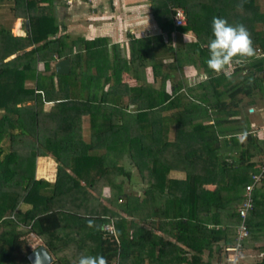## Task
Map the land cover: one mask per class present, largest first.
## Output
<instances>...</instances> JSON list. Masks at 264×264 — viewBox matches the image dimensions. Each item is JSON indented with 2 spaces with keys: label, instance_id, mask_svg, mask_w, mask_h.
<instances>
[{
  "label": "trees",
  "instance_id": "1",
  "mask_svg": "<svg viewBox=\"0 0 264 264\" xmlns=\"http://www.w3.org/2000/svg\"><path fill=\"white\" fill-rule=\"evenodd\" d=\"M4 2L9 6L0 9V264H29L30 234L50 254V264H78L89 255H102L108 264H220L233 245L244 188L258 175L245 225L247 238L259 231L264 236V147L248 134L244 143L235 137L220 141L216 130L219 118L248 109L253 96L264 93V60L236 67L235 84L207 70L208 79L195 86L199 94L187 89L189 97L180 79L183 57L209 58L213 17L246 26L255 52L264 55V0H245L242 10L240 0H152V16L168 42L175 32H190L194 41L167 47L160 36L151 44L135 40L127 57L104 52L101 39L81 40L91 52L71 54L75 43L58 35L54 17L40 6L50 0ZM176 9L184 13L183 26L173 25ZM15 18L28 25L22 38L10 33ZM54 57L68 58L66 74H55ZM150 57L155 59L149 64ZM123 73L138 85L122 82ZM222 95L226 102L208 101ZM209 118L212 124L204 125ZM253 156L261 157L250 162ZM42 157L55 164L52 181L35 177ZM132 168L138 196L124 191ZM207 184L213 188H199Z\"/></svg>",
  "mask_w": 264,
  "mask_h": 264
},
{
  "label": "crops",
  "instance_id": "2",
  "mask_svg": "<svg viewBox=\"0 0 264 264\" xmlns=\"http://www.w3.org/2000/svg\"><path fill=\"white\" fill-rule=\"evenodd\" d=\"M152 0H70V3L64 2V0H50L48 2L40 3L41 7L48 9L50 14L54 17L55 22L58 24V35L65 36L67 41H72L75 45L72 47L71 54L84 52H91L89 49L86 50L84 45L78 44L81 40L85 43L92 42L93 40H103L104 52H121L124 56H128L129 44L134 43L135 40H146L149 39V44L154 37L160 36L164 45L178 47L182 44H188L194 41V37L190 32L187 33H173L171 40L168 42L167 37L160 32L157 28L156 22L151 13ZM50 4V5H49ZM9 6L6 2L0 5L1 11H6ZM2 22V20H0ZM28 29L27 23L22 18H15L10 23V33L13 37H24ZM102 43V42H101ZM131 46V45H130ZM161 49H157L160 52ZM260 53V52H259ZM259 53L255 52V55L246 60H241L239 63H233L228 69L230 76L228 77L232 84L237 82V75H233V71L236 67L246 66L251 60L262 59L259 57ZM157 53V56L162 61L169 60L166 55ZM198 55V54H197ZM14 56L8 57L5 61L12 59ZM154 60L155 58H149ZM207 57H198L196 60L192 58L183 57L182 69H181V81L185 84L181 88V91L188 96V90L197 89L195 86L205 82L201 80V77L206 74L208 69ZM58 61L56 57L50 62L51 68L54 63ZM196 62V64H193ZM37 70L42 72V68L38 67ZM211 71V70H210ZM245 70H241V75L244 74ZM48 74V73H44ZM150 70L148 66L145 68V84L150 85ZM128 78L129 86H137L138 82L135 79L129 77L126 73L122 74L123 78ZM134 84V85H133ZM169 85L166 86V89ZM199 90L197 92L199 94ZM219 90H225L221 87ZM189 97V96H188ZM236 99L241 98L242 104L247 102V99L241 95L235 97ZM188 102V99H185ZM184 100V102H185ZM228 100L227 95H222L219 99L214 96L208 98V101L212 104L217 102H226ZM253 105L248 109H240L236 115L233 116H222L219 118L221 123L216 130L218 131V137L220 141L229 137H235L239 143H244V139H240L239 136L242 133H246L255 137L258 146L261 148L264 145V93L253 96ZM49 105H46L47 109ZM213 119H205L202 123L204 125L212 124ZM235 149L232 156L237 154ZM261 156H253L250 162H258ZM47 157L38 158V160ZM37 160V162H38ZM51 162H53L50 159ZM36 162V166H38ZM54 164V163H53ZM55 166V164H54ZM54 177V173H53ZM36 179H38L36 177ZM40 179V178H39ZM45 180V179H43ZM47 181V180H46ZM200 189L211 190L212 185H200ZM263 231L256 233L253 238H247L244 242L243 255L248 252L252 253L248 260L240 261L238 264H257L261 259H264V236ZM254 253L256 257H254ZM253 255V256H252Z\"/></svg>",
  "mask_w": 264,
  "mask_h": 264
},
{
  "label": "clouds",
  "instance_id": "3",
  "mask_svg": "<svg viewBox=\"0 0 264 264\" xmlns=\"http://www.w3.org/2000/svg\"><path fill=\"white\" fill-rule=\"evenodd\" d=\"M245 0H240L237 8L243 9ZM211 30L213 38L209 40L208 51L209 58L206 63L208 69L212 72L230 76L228 69L236 62L239 63L241 58H251L255 55V49L250 33L243 24L235 26L222 17H213ZM207 75L201 77V80H207ZM247 133L240 134L239 138H246ZM89 227H93V222L90 220ZM39 255L36 257V262L39 264ZM78 264H108V261L102 255L98 256H81Z\"/></svg>",
  "mask_w": 264,
  "mask_h": 264
},
{
  "label": "built area",
  "instance_id": "4",
  "mask_svg": "<svg viewBox=\"0 0 264 264\" xmlns=\"http://www.w3.org/2000/svg\"><path fill=\"white\" fill-rule=\"evenodd\" d=\"M64 2L70 3V0H64ZM172 22H173V25L176 27L183 26L185 24V16L181 9H176L174 11V14L172 16ZM257 53L259 52L257 51ZM259 57L263 58L264 55L259 54ZM261 171H263V168ZM258 180H259V175L252 177L253 182L244 188L243 198L240 204L236 208V213L239 218V222L236 225L235 230H234L235 235H234L233 245L225 249L226 252H230L229 255H226V259H225L226 264L235 263L236 258L239 257V254L242 251V243L246 240L248 236L246 225H245V218H246L247 213L252 209L251 191H252L254 184ZM107 227L104 230H107L109 233H113L112 227L110 225Z\"/></svg>",
  "mask_w": 264,
  "mask_h": 264
},
{
  "label": "rangeland",
  "instance_id": "5",
  "mask_svg": "<svg viewBox=\"0 0 264 264\" xmlns=\"http://www.w3.org/2000/svg\"><path fill=\"white\" fill-rule=\"evenodd\" d=\"M177 81L179 80V77L178 75H174V81ZM123 82L124 83H128V78H123ZM134 85V84H133ZM262 148L264 147V145L262 144L261 146ZM51 158L47 157V158H44V159H41V160H38L37 164L38 166H36V169H35V177H37L38 179H45L47 181H52L53 180V173L55 172V166L53 164V162L50 161ZM264 168V167H263ZM262 169V168H261ZM124 179V178H123ZM122 177H120V180H123ZM131 185L124 181L123 185H124V188H125V192L127 193H131V194H136L137 196L139 194H141V189L139 188L138 184H139V177L137 176L136 174V171L134 170V168L131 169ZM113 211L117 212L114 208H112ZM119 214H121L119 212ZM109 226V225H103V229H106V227ZM108 228V227H107ZM40 242L32 235H28V238L26 240V244H27V247L29 249H34L35 247L38 246ZM179 247H181L179 245ZM245 252H243V249L241 251V253L239 254V257L236 258V261L234 264H238L240 263V261L242 260L243 262L246 261V258L247 260L250 258L248 256H250L252 253L248 252L247 254L243 255ZM230 252H226L225 251V256H223L222 260L219 261L220 264H226V255H229ZM253 256V255H252ZM254 257H256L255 253H254ZM216 258L217 256L214 255L213 257V261L215 262L216 261ZM257 258V257H256Z\"/></svg>",
  "mask_w": 264,
  "mask_h": 264
},
{
  "label": "water",
  "instance_id": "6",
  "mask_svg": "<svg viewBox=\"0 0 264 264\" xmlns=\"http://www.w3.org/2000/svg\"><path fill=\"white\" fill-rule=\"evenodd\" d=\"M69 69V60L68 58H63L56 61L53 65V70L55 74H66ZM39 255V264H50L52 262V258L50 254L46 251V249L39 245L32 249L27 255L26 260L29 264H37L36 257Z\"/></svg>",
  "mask_w": 264,
  "mask_h": 264
}]
</instances>
